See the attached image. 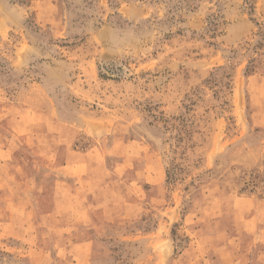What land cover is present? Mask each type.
I'll use <instances>...</instances> for the list:
<instances>
[{
    "label": "rangeland",
    "instance_id": "rangeland-1",
    "mask_svg": "<svg viewBox=\"0 0 264 264\" xmlns=\"http://www.w3.org/2000/svg\"><path fill=\"white\" fill-rule=\"evenodd\" d=\"M0 264H264V0H0Z\"/></svg>",
    "mask_w": 264,
    "mask_h": 264
}]
</instances>
